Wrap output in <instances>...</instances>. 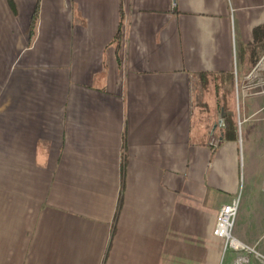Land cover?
<instances>
[{
    "label": "crops",
    "instance_id": "1",
    "mask_svg": "<svg viewBox=\"0 0 264 264\" xmlns=\"http://www.w3.org/2000/svg\"><path fill=\"white\" fill-rule=\"evenodd\" d=\"M11 1L0 264H248L250 233L228 257L213 228L242 174L264 203V0H39L34 20L36 0ZM215 77L233 78L237 115L219 107L205 134L193 85Z\"/></svg>",
    "mask_w": 264,
    "mask_h": 264
},
{
    "label": "rangeland",
    "instance_id": "2",
    "mask_svg": "<svg viewBox=\"0 0 264 264\" xmlns=\"http://www.w3.org/2000/svg\"><path fill=\"white\" fill-rule=\"evenodd\" d=\"M262 67V65H260ZM260 74L262 73L261 68L257 70ZM227 79H217L215 78H209L205 83H208V90L202 91L201 93L198 90V85H193V93H194V105L198 108L202 107L200 113L196 112L195 110V126L197 129H201L202 127L199 126L201 123L203 125V132L206 134V131L211 130L214 125L215 121L217 120V111L225 108V112L227 111V108L231 106L235 110V114L237 115V102H236V95L235 92H230L229 89L233 87V78L226 77ZM231 80V81H230ZM203 83V80L201 81V84ZM203 85V84H202ZM202 102L203 105L200 106L198 103ZM201 109V108H200ZM223 112V111H222ZM197 118V119H196ZM202 130V129H201ZM216 132H218V128L215 129ZM251 183L248 182L247 174L241 176L240 178V189L239 193L236 196L235 199H239L238 207H237V213L235 216V220L232 227V235L234 237L238 236V233L241 235L244 233V231H248L253 237V241L256 242L255 250L250 251V258L248 261V264H264V260L262 259L261 255H264V203L258 204V195L259 192L251 191ZM243 202H242V201ZM233 202V201H232ZM231 202V203H232ZM242 202V204H241ZM240 207V208H239ZM249 208L250 215L248 216L247 223L244 221V219H240L237 217L238 212H243ZM218 214V212H217ZM216 214V216H217ZM216 221V217H215ZM249 222V224H248ZM218 239L223 244L224 239L222 237H218ZM230 239H233L232 237ZM255 239V240H254ZM231 240L227 242V246H232L230 243ZM227 251H229V256H234L235 253L238 252H248L247 249H240V251H235L234 249L230 248ZM227 254V252H226ZM225 257V256H224ZM222 257L220 259V264H223L225 261V258ZM238 264H244V261L239 260Z\"/></svg>",
    "mask_w": 264,
    "mask_h": 264
},
{
    "label": "built area",
    "instance_id": "3",
    "mask_svg": "<svg viewBox=\"0 0 264 264\" xmlns=\"http://www.w3.org/2000/svg\"><path fill=\"white\" fill-rule=\"evenodd\" d=\"M258 65H262V67L264 68V55L260 58ZM219 126H223V122L221 120L219 122ZM238 203H239V200L234 199L232 203L222 205L216 216L213 233L215 236L222 237L224 239L222 250H221L222 256H224L227 250L230 248L234 249L235 251H240V249L249 250V248H247L246 246L241 244L239 241H237L232 235V227H233V223H234L235 216L237 213ZM225 218H226V228H225V232H223L221 231V224L225 221ZM228 234L234 240H236L240 244V246H236V247L227 246ZM261 257L264 260V255H261Z\"/></svg>",
    "mask_w": 264,
    "mask_h": 264
},
{
    "label": "trees",
    "instance_id": "4",
    "mask_svg": "<svg viewBox=\"0 0 264 264\" xmlns=\"http://www.w3.org/2000/svg\"><path fill=\"white\" fill-rule=\"evenodd\" d=\"M9 4L12 6V1L8 0ZM38 3L39 0H36V9L33 15V20L36 17V13H37V7H38ZM119 34H120V25L119 28L117 30V33L115 35V40H117L119 38ZM203 76V78L205 77V74H200ZM205 80H203V85ZM225 112V109L223 110ZM221 114H223V112H221ZM224 120V126L222 128V134L224 136L225 139H235L237 137V130H236V122L233 119V117L230 114H226V116L223 118Z\"/></svg>",
    "mask_w": 264,
    "mask_h": 264
},
{
    "label": "bare ground",
    "instance_id": "5",
    "mask_svg": "<svg viewBox=\"0 0 264 264\" xmlns=\"http://www.w3.org/2000/svg\"><path fill=\"white\" fill-rule=\"evenodd\" d=\"M225 228H226V218H225V221L221 224V231L225 232ZM230 238H231V236L228 234L227 242H228L229 240H231L230 243H231V245H232L233 247L240 246V244H239L236 240H234V239H230Z\"/></svg>",
    "mask_w": 264,
    "mask_h": 264
}]
</instances>
